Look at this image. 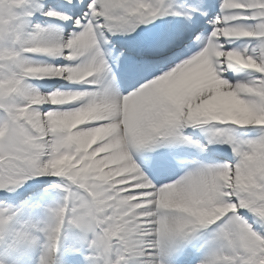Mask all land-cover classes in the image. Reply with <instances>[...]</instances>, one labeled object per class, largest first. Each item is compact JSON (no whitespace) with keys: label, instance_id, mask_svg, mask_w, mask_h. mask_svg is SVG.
<instances>
[{"label":"snow or ice","instance_id":"obj_1","mask_svg":"<svg viewBox=\"0 0 264 264\" xmlns=\"http://www.w3.org/2000/svg\"><path fill=\"white\" fill-rule=\"evenodd\" d=\"M213 7L0 0V195L44 175L60 178L49 187L63 192L24 222V205L0 202V264L29 250L36 264H56L61 248L64 264H168L204 229L196 264H264V0H219L209 17ZM38 15L63 23L34 22ZM238 39L247 43L226 47ZM240 68L251 78L224 76ZM45 78L81 87L30 82ZM188 127L205 130L207 142ZM248 127L257 134L239 133ZM164 144L228 145L232 158L194 159L158 181L174 161L158 154L141 167L134 154ZM66 229L75 239L64 245Z\"/></svg>","mask_w":264,"mask_h":264},{"label":"rangeland","instance_id":"obj_2","mask_svg":"<svg viewBox=\"0 0 264 264\" xmlns=\"http://www.w3.org/2000/svg\"><path fill=\"white\" fill-rule=\"evenodd\" d=\"M245 43H247V40L242 41L241 42V46H243ZM38 57H39L38 59H44V57H47V56H38ZM59 58H62V57H59ZM51 62H53V61H51ZM230 70H232V69H230ZM39 88L42 91H51L50 89H47V88H42V87H39ZM48 106H50V105H46L45 107H48ZM253 130L254 129L251 128V127L240 129L241 132L247 131L246 133H241V135H249V136H253L255 134V131H253ZM44 176H48V175H44ZM59 179L60 178L55 179L54 181H52L51 183H48V184L50 185L53 182H57ZM49 185H44L43 188L41 189L40 193L44 197L46 195H48L49 198H52V196H54L56 194L58 195L57 189L51 188V187H49ZM23 186L22 187L20 186L19 188H17L15 190V192H19V191L21 192ZM43 196H42V198H43ZM15 199H16L15 201L17 202L19 200V197L15 196ZM39 200H40V195H33V196H29L27 198L26 202L25 201L22 202V203L19 202V204L17 205V207H20L21 205H24V207L22 208L21 214H20V217H21L20 220H21V222H24L25 220H28V219H32V220L40 219V217H38L36 215L37 213H35V216H34V213H33V212H35L38 209ZM40 213L43 214V210H40ZM67 232H68V235H69L70 238H72V237L75 238V234L72 232V230L68 229ZM29 252L32 253V252H35V250H29V251L23 253L22 255H20L19 257L13 258L14 259V264H16V261L17 260H21L23 258V256L26 255V254H28Z\"/></svg>","mask_w":264,"mask_h":264},{"label":"bare ground","instance_id":"obj_3","mask_svg":"<svg viewBox=\"0 0 264 264\" xmlns=\"http://www.w3.org/2000/svg\"><path fill=\"white\" fill-rule=\"evenodd\" d=\"M35 194H37V192H35L34 195H35ZM24 198H25V197H23V201L25 200ZM174 247H175V246H174ZM181 250H182V249H178V251H175V252H177V253L179 254V252H180ZM32 261H33V258H32V257H29L28 259L26 258V259H23L22 261H19V260H18L16 263H17V264H32V263H33Z\"/></svg>","mask_w":264,"mask_h":264},{"label":"clouds","instance_id":"obj_4","mask_svg":"<svg viewBox=\"0 0 264 264\" xmlns=\"http://www.w3.org/2000/svg\"><path fill=\"white\" fill-rule=\"evenodd\" d=\"M0 135H3V132L2 131H0Z\"/></svg>","mask_w":264,"mask_h":264}]
</instances>
